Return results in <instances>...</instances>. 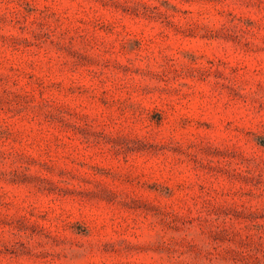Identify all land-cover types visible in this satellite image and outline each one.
<instances>
[{
    "label": "rangeland",
    "instance_id": "374dc122",
    "mask_svg": "<svg viewBox=\"0 0 264 264\" xmlns=\"http://www.w3.org/2000/svg\"><path fill=\"white\" fill-rule=\"evenodd\" d=\"M0 264H264V0H0Z\"/></svg>",
    "mask_w": 264,
    "mask_h": 264
}]
</instances>
